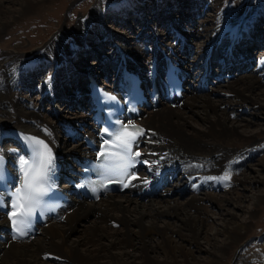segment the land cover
Here are the masks:
<instances>
[{"label":"bare ground","instance_id":"1","mask_svg":"<svg viewBox=\"0 0 264 264\" xmlns=\"http://www.w3.org/2000/svg\"><path fill=\"white\" fill-rule=\"evenodd\" d=\"M161 1L152 0L149 6L144 3L153 10L142 17L146 31L132 37L133 41L114 37L97 12L93 18L100 21L106 37L114 42H101L103 32L80 22L73 42L55 35L57 45L49 42L39 47L45 52L42 61H28L25 51L10 37L8 45H0V152L7 156L12 169H16V160L24 156L10 131L13 127L40 134L65 169L74 168L77 158L92 153L85 141L95 136L86 102V81L84 88L82 85L87 74H106L107 80L100 82L118 93L123 70L136 72L142 82L154 75L159 83L162 58L170 56L185 77L180 98H170L162 89L156 100L147 97V105H140L135 116L146 127L135 144L141 149L140 156L149 160L138 171L142 177L124 190L106 193L95 201L72 198L59 216L39 225L31 238L11 240L7 232L0 231V264H264V233L252 239L247 236L257 209L264 205V162L260 161L258 168L247 162L264 149L263 143L256 147V137L264 134V123L256 121L259 113L264 118V53L257 59L254 56L252 65L257 62L256 70L230 78L223 75L221 81L217 77L221 71L231 72L234 64L244 69L250 63L248 49L240 52L236 45L243 40L249 48L252 35L260 36L255 32V22L263 5L249 18L218 24L215 31L207 34L205 46L196 52L198 59L189 64L186 57L194 52L188 45L189 38L199 33L194 20L188 18L185 23L182 19L189 1L170 0L168 6L176 10L174 15H167L169 20L175 18L171 22L173 30L168 24L164 30L160 27ZM201 2L207 1L196 0L192 7H200ZM45 4L47 0H0V38L12 23ZM220 42L224 47L222 55L215 48ZM94 46L103 52L96 53L89 63L80 64L78 50L84 47L90 53ZM215 59L221 66L217 74L211 63ZM45 66V72L35 71ZM64 83H74L76 93H64ZM210 86L213 87L207 89ZM34 89L38 97L31 102ZM43 94L51 95L49 101L56 99L59 110L73 106L74 111L63 115L53 109L44 110ZM247 109L255 115L254 120L242 115ZM193 120H199L198 125ZM235 140L250 144L228 145ZM224 176L228 178L220 179ZM158 177L166 180L161 187L154 182ZM255 184L263 187L252 195L255 210H247V221H234V210L226 207L239 206L241 190ZM186 189L190 193L180 200L179 193ZM213 211L218 217L211 219ZM3 226L6 220L0 213V228ZM230 251L234 253L231 261L224 262Z\"/></svg>","mask_w":264,"mask_h":264},{"label":"rangeland","instance_id":"2","mask_svg":"<svg viewBox=\"0 0 264 264\" xmlns=\"http://www.w3.org/2000/svg\"><path fill=\"white\" fill-rule=\"evenodd\" d=\"M31 2L33 0H30ZM189 1V4H187L186 9L183 11L182 19H192L194 20L195 24L194 26L199 31L197 36H194L193 38H189L191 41L192 50L194 52L193 54V61L198 59L196 57V51H198L202 46H205L206 44V37L207 34H211L213 31H215L218 24H220L222 21H227L230 19H236L238 17H247L249 18L253 13H258L259 5H263L259 10L262 12V14H257L256 17L258 18L256 21V18L254 19L256 30L255 32L260 33V36H257V34H253L251 39L253 40L250 44L251 47H246L248 44L247 41H240L236 46H238V50L241 52V49L243 52L248 49V53L246 56H252V55H259V53H262L264 51V0H205L207 1L205 4L201 2L200 7L193 6L192 5L196 2V0H187ZM200 0H198L199 2ZM146 3L147 6L151 5L152 0H47V4L40 6L37 12H33L30 14H26L22 17L19 21L12 23L9 26V29L5 31L0 38V45H8L9 44V37L10 40H13L12 42L15 45H18L19 49L22 51H25L27 54V58L31 59L33 57H37L36 59L42 61V59L45 58V52L42 49H39V47L45 45L46 43H51L54 45H57V37L55 38V35L61 36V39H65V41H74L73 37L77 33V29L79 31L80 22L82 24H85V26L93 28H98L101 32L100 40L104 43L107 41H113V38L109 39L106 37V33L104 32V26L101 23H104L106 26V30L108 29L110 33L116 38L119 39V37L128 38L129 40H132V37H139L141 35V32H145V24L142 21V17L146 16V14L150 13L153 10L147 9V6H144ZM171 1L170 0H162L161 1V8L158 9L159 14L162 17V20L160 22V27H163L161 29H166L167 27L165 25L168 24V26L173 30L174 27H172V20H174V17L172 20L167 19V15L170 14L174 15L175 8H171ZM204 4V5H203ZM203 5V7L201 6ZM15 8L19 7V4H14ZM147 9V10H146ZM172 9V11H170ZM198 9V12H197ZM203 9V11H201ZM20 11V8L18 9ZM221 11V13H219ZM100 13V20L102 21L100 23L95 21L93 18V14ZM155 12V11H154ZM176 12V10H175ZM222 12H226V16H222ZM190 14V15H189ZM195 14V15H193ZM197 14V16H196ZM220 16V18L218 17ZM253 16V15H252ZM174 18V19H173ZM253 20V22H254ZM84 22V23H83ZM176 24V23H175ZM166 27V28H165ZM262 28V29H261ZM136 32V33H135ZM86 37H89L88 35ZM143 37V36H142ZM205 38V39H204ZM8 40V41H7ZM137 43L141 42V40L136 39ZM188 40H186L187 42ZM204 41V42H203ZM203 42V43H202ZM223 42V41H222ZM222 42L218 43V49L216 50L219 52V54L222 55L223 51V45ZM172 43V42H171ZM199 46H193L198 45ZM226 43L223 42V44ZM256 43V44H255ZM257 43H261L262 45H258ZM113 44V43H112ZM109 47V45H107ZM199 47V48H198ZM94 49H90L91 52L89 53V49H85L84 47H81L77 54V61L80 64H87L89 63L98 52H103L98 47H93ZM220 48V49H219ZM86 50V51H85ZM107 49H105L106 51ZM82 53V54H80ZM218 54V55H219ZM103 55V54H101ZM99 55V56H101ZM262 55V54H261ZM249 57V61H250ZM256 58L258 56H255ZM188 59V55L186 57ZM35 59V60H36ZM254 62V61H253ZM253 62L251 61L248 65L246 64L244 66V69H241L242 66H233V70L229 73H225V71H221L220 63L217 59L212 60V67L214 69V74H217L219 71L222 73L217 74V77L219 78V81H221V77H236L241 72H247L256 70L255 68H251ZM252 63V64H251ZM189 64L191 62L189 61ZM245 64V63H244ZM249 67V68H248ZM47 69V66L43 67L42 69L35 70L36 72L43 73ZM240 69V70H239ZM264 71V70H263ZM263 71L261 73H263ZM32 73V72H31ZM224 75V76H223ZM70 75H68L69 78ZM100 76V75H99ZM104 74H102L100 77L101 79L104 78ZM86 78V77H85ZM83 78V88L85 86L84 81L86 79ZM212 78V77H211ZM213 79V78H212ZM218 81V82H219ZM216 85V84H215ZM213 85V86H215ZM210 86L207 89H211ZM66 91L64 93H68L70 95H74V92L77 91V87L74 83H64V86ZM76 88V89H75ZM36 93L35 89L31 92L30 100L29 101H36ZM76 93V92H75ZM67 94V95H68ZM51 96V95H50ZM48 94H43L42 98L44 99L43 106L44 110L47 109V111H51L53 109L54 113H62L63 115H67L69 112L74 111L75 107L68 106L62 107L64 110H59V105L57 104V100L53 98L52 101H49ZM66 100V99H65ZM174 106V105H173ZM171 108V107H170ZM177 107L171 108L175 110ZM69 111V112H67ZM251 111V110H250ZM240 113V112H239ZM245 117L248 116V118L254 120V116L249 112L247 109L244 114ZM87 121H90L89 117L87 118ZM260 124L264 123L263 115L259 113L258 118L256 119ZM195 125H198L199 120H193ZM63 134V131L61 132ZM63 137V136H62ZM67 138V137H66ZM257 138V139H256ZM255 139L258 142L256 144V147L258 148L263 143L264 144V134L260 135L259 137H256ZM254 139V140H255ZM253 140H250V142ZM242 141H233L231 144V147L235 146H246L249 145V141L247 143ZM235 143V144H233ZM249 143V144H248ZM68 144L70 145L71 142L68 141ZM238 144V145H237ZM259 145V146H258ZM251 159H247L248 164H251L253 168H258V163L260 161L264 162V149L258 152L257 154L254 153L253 156H251ZM260 159V160H259ZM178 174V172H177ZM264 178V172L261 174ZM259 188H262L261 185L255 184L253 187L249 189L241 190L240 196H242V200L239 203V206L237 207L233 206H227L226 208L231 209V211L234 210L236 216H234V221L236 222H244L247 221V210H255V205L252 199V195L259 192ZM179 191V190H178ZM226 191V190H225ZM190 191L188 189L183 190L179 193L180 200H183L187 198ZM122 195H115L114 197H121ZM244 197V198H243ZM74 206V205H73ZM76 207V206H75ZM238 208V210H237ZM257 217L255 220H253V227L250 233H248V237L252 239L253 237H256L257 235L264 233V205L261 206V208L257 209ZM215 211V210H214ZM212 212L210 214V218L214 219L218 217V214L216 212ZM34 241V240H33ZM233 252H228V254L223 259L224 262L232 259Z\"/></svg>","mask_w":264,"mask_h":264},{"label":"snow or ice","instance_id":"3","mask_svg":"<svg viewBox=\"0 0 264 264\" xmlns=\"http://www.w3.org/2000/svg\"><path fill=\"white\" fill-rule=\"evenodd\" d=\"M121 128L122 131L121 129H116L114 132H112L109 139L114 137L118 142L114 146L117 148H121L122 152H110L107 157L109 163L104 164L101 167L105 168L108 173L127 176L128 168L131 167V165L125 161L124 153L131 151L133 144H136L137 142V136L143 135V133L139 130H130L123 125L121 126ZM28 140L29 146L32 151V155L29 157V159H31L32 161V164L29 165V169L31 170L32 174L30 176L29 171L24 172V192L22 193V195H18V201L25 200L26 202H38L39 198L44 195L45 190L37 185L50 179V173L52 171L54 158L51 148L43 140L35 137H29ZM136 155L139 156V153H136ZM24 164H28V160H22L21 166H23ZM132 178L135 179L134 176ZM227 178V176H224L220 179ZM17 191L18 193L20 192L19 189ZM23 207V204L19 205V208ZM21 214L26 217L30 216L31 209L29 208L27 212ZM12 215H17V212H13ZM13 222L15 223V221ZM27 223L30 224L31 221L28 220ZM20 234L24 235V232H21Z\"/></svg>","mask_w":264,"mask_h":264}]
</instances>
